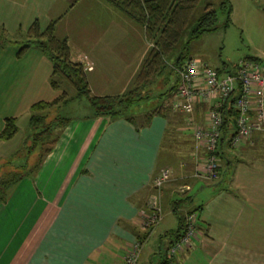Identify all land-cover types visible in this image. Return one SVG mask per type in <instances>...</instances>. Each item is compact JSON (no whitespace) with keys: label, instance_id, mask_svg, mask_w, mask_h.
<instances>
[{"label":"crops","instance_id":"1","mask_svg":"<svg viewBox=\"0 0 264 264\" xmlns=\"http://www.w3.org/2000/svg\"><path fill=\"white\" fill-rule=\"evenodd\" d=\"M35 21L42 30L53 24L57 37L68 40L72 60L92 66L86 74L95 97L127 92L150 47L143 28L109 0H0V38L22 36ZM38 53L29 61L27 54L0 46V134L23 105L46 100L39 93L28 101L42 72L43 84L51 86L52 64ZM177 80L167 70L155 95ZM151 112L133 114L136 122L89 118L90 112L63 130L34 175L0 202V264H122L146 235L141 214L155 195L164 218L138 264L142 258L152 264L157 243L165 242L163 264L183 234L182 228L175 235L181 219L193 211L199 214L197 238L173 264H264V134L255 133L238 148L226 144L220 183L194 205L193 188H179L205 168V150L192 140L184 113L147 122ZM207 114L208 105L197 104L195 122L203 125ZM165 171L170 180L158 192L155 180Z\"/></svg>","mask_w":264,"mask_h":264},{"label":"trees","instance_id":"2","mask_svg":"<svg viewBox=\"0 0 264 264\" xmlns=\"http://www.w3.org/2000/svg\"><path fill=\"white\" fill-rule=\"evenodd\" d=\"M117 9L127 17L135 21L143 28L147 43L149 44L148 54L143 61L140 70L135 76L131 88L119 96L95 97L91 95V88L83 64L72 60L71 50L67 39L57 37L54 25H50L42 30L38 21H35L26 33L27 40L19 50L18 55L22 56L27 50L35 47L40 50L52 64L51 87L60 90L63 84L71 86L75 90L74 96H69L67 92L53 100L39 101L31 106L32 116L30 117V127L35 130L33 135V145L31 151L37 146H42L43 151L39 155V160L35 161V168H39L44 158L49 155L57 144L63 130L70 124V119L61 118L58 109L61 105L67 104L80 98H86L91 108L89 118L102 117H125L130 122H136V117L130 113L134 105H138L143 99V91L153 85L168 70L175 74L173 67L180 66L186 60L184 55L178 56L174 62H168V57L175 51V48L182 41L183 37L191 27L194 10L202 0H109ZM225 16L224 27L228 28L232 21L234 11L233 0H207L204 12L195 20L190 42L205 33H210L218 29V11ZM5 39H0V46H7ZM250 60L262 61L257 57ZM171 64V66H169ZM178 79V77H177ZM179 80L166 92L158 94L165 97L164 102L174 97ZM241 93V84H237L236 92L220 108L223 116L222 136L219 141L218 156L221 160L224 157L226 144H230L236 133L237 110L235 102ZM168 113L175 116L172 106L165 107L163 103L146 115L147 122L155 115L167 116ZM16 118L6 120L5 128L0 134L1 139L10 140L17 132ZM189 125V121H187ZM204 125V124H203ZM34 168V169H35ZM221 173L224 171L221 163ZM21 172L7 173L0 179V202L4 201L10 187L18 184L23 179ZM179 235L183 228L184 219H181ZM180 238V236H178ZM142 239V238H141ZM140 240V239H139Z\"/></svg>","mask_w":264,"mask_h":264},{"label":"rangeland","instance_id":"3","mask_svg":"<svg viewBox=\"0 0 264 264\" xmlns=\"http://www.w3.org/2000/svg\"><path fill=\"white\" fill-rule=\"evenodd\" d=\"M206 3L207 0H202L194 10L191 27L188 29L182 41L175 48V51H173L168 57V62H174L177 57L182 54L186 58L207 63L210 68L218 72L220 75H223L234 71L236 65L242 60H247L251 57H257L262 60L264 59V0H233L234 11L230 26L228 28L224 27L225 16L219 10L218 29L203 34L197 39L192 40L188 45L191 31L196 24L195 20H197L204 12ZM74 16L75 15L73 14L71 19H74ZM26 33H22V36H7V38L4 36L2 39L7 41L5 44L8 48H12L18 53L24 46V42L27 40ZM38 52H40L38 49L32 47L23 55L25 56L27 54L26 56L28 60L31 61L34 60L36 54H40ZM46 73V71L42 72L39 75L42 80L37 82L33 88L30 87L31 90L29 91L28 101L37 99L36 97L39 93L41 95L40 98L44 97L46 99L45 101L48 102H52L54 99L58 98L63 91L67 92L69 96L74 94L73 88L67 84H63L60 90H55L51 86L49 87V85L45 87L43 79H45ZM161 79L162 77L143 91V97L148 98L143 99L138 105H134L131 108V114H146L158 108L163 103H166L164 102L165 97L155 95V92H158L161 89L160 86L163 84V80L160 81ZM157 81L158 83H156ZM173 81V77L171 76L168 86L170 85L171 87ZM173 103L174 100L169 103L170 106H172V109ZM29 105L30 104H26V106L23 105L17 113V119L15 122L18 129L17 134L10 140L0 138V179L6 176L7 173L14 171L21 172L24 179L27 176L34 175L37 170V168L34 167L35 161L39 160V155L43 151V147L38 145L34 151H31V146L34 142L33 135L36 131L32 130L30 127L32 111L31 106ZM57 111L61 118L70 119V123H72L90 113L91 108L89 101L86 98H80L61 105L60 109ZM175 113V118H180L183 114L181 112ZM182 116L185 117V124L187 126V121L192 118L185 114ZM197 123L199 124V122ZM189 131L190 130H186L185 132ZM191 138L194 140L193 136ZM195 179H198L201 183L198 184ZM195 179L189 181L188 184H184L183 186H189L191 189L193 188L192 198L195 199L194 205H197L198 202L201 203L202 201H205V199L209 197L211 188L216 187L220 182L217 180L209 181L202 178ZM16 185L10 187L7 194L15 188ZM182 187L179 188V192H181ZM165 247V242L163 244L160 242L157 243V251L154 255L155 259L152 264H159ZM140 264L151 263L145 262L142 258Z\"/></svg>","mask_w":264,"mask_h":264},{"label":"built area","instance_id":"4","mask_svg":"<svg viewBox=\"0 0 264 264\" xmlns=\"http://www.w3.org/2000/svg\"><path fill=\"white\" fill-rule=\"evenodd\" d=\"M86 69L92 70L87 63ZM179 83L174 93L173 111L191 116L189 119L193 139L203 146L206 154L205 168L195 175L209 181L219 180L221 176V159L218 156L219 141L222 136L223 116L220 108L236 92L241 84V93L236 99L237 110L236 133L231 141V148H238L250 140L255 133L264 134V59L262 61L242 60L235 71L220 75L205 62L189 59L180 66L173 67ZM207 104L206 123L200 125L193 116L197 104ZM254 114V115H253ZM170 180V173L165 171L155 180L158 192ZM190 190L183 186L180 193ZM142 230L146 235L132 244L126 252L122 264H138L144 245L151 233L164 218L163 206L159 195L149 202L148 210L142 212ZM199 214L188 212L184 217V232L167 250L163 264H173L174 260L193 247L198 235Z\"/></svg>","mask_w":264,"mask_h":264}]
</instances>
